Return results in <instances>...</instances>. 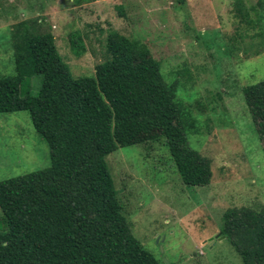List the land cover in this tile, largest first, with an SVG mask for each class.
<instances>
[{
    "label": "rangeland",
    "instance_id": "rangeland-1",
    "mask_svg": "<svg viewBox=\"0 0 264 264\" xmlns=\"http://www.w3.org/2000/svg\"><path fill=\"white\" fill-rule=\"evenodd\" d=\"M29 18L53 33L74 76L94 75L111 27L145 42L167 81L178 77L177 97L195 124L188 144L211 159V179L184 184L162 139L120 146L106 156L118 197L159 259L241 264L220 225L229 207L264 206V152L241 91L264 81V0H0V76L14 70L10 28ZM71 31L82 37L80 55ZM29 86L38 92L40 77ZM49 156L27 111L0 113V180L46 167Z\"/></svg>",
    "mask_w": 264,
    "mask_h": 264
},
{
    "label": "trees",
    "instance_id": "trees-1",
    "mask_svg": "<svg viewBox=\"0 0 264 264\" xmlns=\"http://www.w3.org/2000/svg\"><path fill=\"white\" fill-rule=\"evenodd\" d=\"M41 23L21 19L10 28L14 70L0 76V113L27 111L50 163L0 180V264H176L133 233L106 156L162 139L184 184L209 183L211 159L188 144L195 124L177 97L178 77L167 81L145 42L111 27L94 75L74 76ZM68 38L76 55L84 52L78 31ZM241 91L264 152V81ZM220 234L241 264H264V206L225 209Z\"/></svg>",
    "mask_w": 264,
    "mask_h": 264
}]
</instances>
